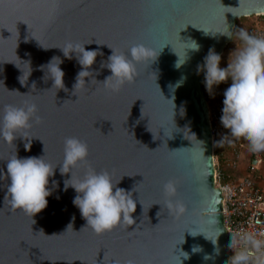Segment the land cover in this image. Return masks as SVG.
<instances>
[{"label":"water","instance_id":"water-1","mask_svg":"<svg viewBox=\"0 0 264 264\" xmlns=\"http://www.w3.org/2000/svg\"><path fill=\"white\" fill-rule=\"evenodd\" d=\"M261 14L264 0H0V127L6 106L37 109L14 141L0 136V264H229L202 68L210 49L223 55L237 19ZM69 42L98 53L77 89L83 69L75 53L64 56ZM134 45L156 55L113 92L101 65ZM53 58L64 89L48 74ZM67 138L88 147L72 182L88 167L107 171L136 202L132 226L100 235L87 227L77 193L65 190L71 172L60 173ZM14 155L54 169L47 207L33 217L4 205ZM169 181L173 197L163 191ZM169 199L185 212H171Z\"/></svg>","mask_w":264,"mask_h":264},{"label":"clouds","instance_id":"clouds-1","mask_svg":"<svg viewBox=\"0 0 264 264\" xmlns=\"http://www.w3.org/2000/svg\"><path fill=\"white\" fill-rule=\"evenodd\" d=\"M223 35L231 39L230 32ZM238 39L243 43V47L236 48L231 54L227 68H221V56L214 50H209L202 68L205 86L211 93L216 86L231 80L230 86L224 92L220 123L233 138L246 141L251 152L260 153L264 152V38L250 35L241 28ZM84 45H73L69 42L64 48H60L67 58H71V54L75 53L78 63L82 66L83 70L78 73L75 89L85 86V79L91 75L88 69L92 67L98 55L94 50H85ZM192 45L193 50H199L194 41ZM155 55L154 50L143 45L132 46L128 55L118 54L112 49L107 64L101 65L106 66L111 72V76L106 79V87L118 92L125 83L133 81L136 75L135 65L147 62ZM56 60L59 59L53 58L47 69L53 80V88L60 90L64 89V73L59 66L61 61L59 60L60 63L57 64L54 63ZM36 112L34 104L27 109L6 106L0 136L11 143L17 138L18 133L30 127L29 121L35 117ZM29 147L30 145H26V148ZM87 157L86 143L77 138L65 140L60 173L65 175L71 172V179L65 181V190L71 187L77 193L73 204L79 209L87 227L100 235L112 231L122 223L132 226L135 223L133 213L136 212V202L132 199L131 193L113 184L107 171L97 172L88 167L82 178L75 183L72 182V170L78 165L86 164ZM6 167V176L10 184L7 186L4 205L14 211H23L31 217L44 210L47 207V197L50 195L49 178L54 174V169L45 158H18L14 155L7 161ZM163 191L166 197L175 196L174 183L172 181L166 183ZM166 206L176 215L185 212L181 203L174 204L171 199L167 200ZM232 246L233 241L230 248ZM196 250L193 249L194 252ZM184 258H188L186 253ZM247 261V254L241 252L233 255L229 264H247Z\"/></svg>","mask_w":264,"mask_h":264},{"label":"built area","instance_id":"built-area-1","mask_svg":"<svg viewBox=\"0 0 264 264\" xmlns=\"http://www.w3.org/2000/svg\"><path fill=\"white\" fill-rule=\"evenodd\" d=\"M250 35L264 38V14L253 15ZM223 99L209 106L213 136L216 187L223 196L224 226L232 255L245 253L247 264H264V155L250 151L244 140L233 138L220 123ZM245 151L249 163L239 175Z\"/></svg>","mask_w":264,"mask_h":264},{"label":"rangeland","instance_id":"rangeland-1","mask_svg":"<svg viewBox=\"0 0 264 264\" xmlns=\"http://www.w3.org/2000/svg\"><path fill=\"white\" fill-rule=\"evenodd\" d=\"M253 20H254V17H251V18L242 17L236 20V25L233 30L232 39L230 43L227 45V47L225 48L223 55L221 56V63H220L221 68H227L228 61H229L231 54L236 51V48L243 47V43L238 39V33L241 28L248 32V30L250 29V26L253 23ZM230 84H231V80L229 79L226 83H222L219 86H216L213 89V92H214L213 94H210L209 90L206 88L204 84V88H205L204 93L207 98L208 105L212 106L214 103L218 102V100L224 99V92L230 86ZM247 146L249 148L248 144ZM261 172H263V175H264V167L261 168Z\"/></svg>","mask_w":264,"mask_h":264},{"label":"crops","instance_id":"crops-1","mask_svg":"<svg viewBox=\"0 0 264 264\" xmlns=\"http://www.w3.org/2000/svg\"><path fill=\"white\" fill-rule=\"evenodd\" d=\"M214 92H213V90H212V92L210 93V94H213ZM245 142V141H244ZM246 143V142H245ZM247 145V144H246ZM261 154H263L264 155V153L263 152H261ZM249 158H250V153H249V151H245V153H244V158H243V161H242V165H241V168H240V170L238 171V173H239V175H244L245 174V170H246V166L248 165V163H249ZM262 174L260 175V178L262 177V178H264V175H263V172H261Z\"/></svg>","mask_w":264,"mask_h":264},{"label":"trees","instance_id":"trees-1","mask_svg":"<svg viewBox=\"0 0 264 264\" xmlns=\"http://www.w3.org/2000/svg\"><path fill=\"white\" fill-rule=\"evenodd\" d=\"M203 90H205L204 86H203Z\"/></svg>","mask_w":264,"mask_h":264}]
</instances>
